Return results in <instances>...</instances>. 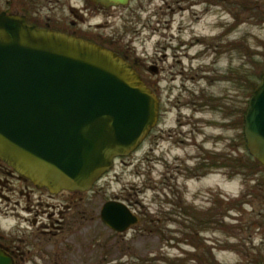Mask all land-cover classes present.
Listing matches in <instances>:
<instances>
[{"label": "rangeland", "instance_id": "obj_1", "mask_svg": "<svg viewBox=\"0 0 264 264\" xmlns=\"http://www.w3.org/2000/svg\"><path fill=\"white\" fill-rule=\"evenodd\" d=\"M245 2L132 0L115 15L108 8L90 18L95 32L139 61L160 116L141 146L94 184L95 205L119 195L139 223L114 233L89 221L69 264H201L211 255L221 264H255L264 257V168L242 125L249 73L264 66V21L249 17ZM230 153V167H222ZM240 155L248 156L246 169Z\"/></svg>", "mask_w": 264, "mask_h": 264}, {"label": "water", "instance_id": "obj_2", "mask_svg": "<svg viewBox=\"0 0 264 264\" xmlns=\"http://www.w3.org/2000/svg\"><path fill=\"white\" fill-rule=\"evenodd\" d=\"M159 116L158 95L118 53L0 14V159L35 184L91 190L117 158L140 147ZM244 136L264 166V74L249 99ZM101 217L121 233L139 220L118 199L105 202ZM0 264H13L1 248Z\"/></svg>", "mask_w": 264, "mask_h": 264}, {"label": "flooded vegetation", "instance_id": "obj_3", "mask_svg": "<svg viewBox=\"0 0 264 264\" xmlns=\"http://www.w3.org/2000/svg\"><path fill=\"white\" fill-rule=\"evenodd\" d=\"M52 1L0 0V14L5 12L23 16L28 23L38 27L66 32L107 47L132 63L141 75L139 61L132 58L129 49L118 45V42L105 40L100 32L91 28L89 21L94 16L104 14L108 8L113 9L109 15H115L114 10L127 4L105 6L91 0H76V4L72 0H55L50 8L48 2ZM100 26L101 23L95 24V27ZM149 70L154 73L159 71L156 65L150 66ZM246 103L242 118L244 139V118L248 100ZM230 157H233L232 153L224 154L225 160L220 165L230 167ZM237 160L240 168L246 169L248 156L240 155ZM96 196L94 186L89 191L58 192L39 186L0 159V204L3 205L0 206V248L12 258L13 264H69L68 256L73 253L72 250H80L83 246L84 242L78 238L87 237L89 221H99L103 227L120 233L108 227L102 220L101 211L108 200L98 206L94 202ZM112 199L122 201L119 195ZM182 201L180 197L179 204L183 209ZM139 221L140 218L129 229L137 226Z\"/></svg>", "mask_w": 264, "mask_h": 264}, {"label": "trees", "instance_id": "obj_4", "mask_svg": "<svg viewBox=\"0 0 264 264\" xmlns=\"http://www.w3.org/2000/svg\"><path fill=\"white\" fill-rule=\"evenodd\" d=\"M264 3L261 2V0H246L244 7L246 9V11H248L249 13V17H253L254 19H256L257 21L263 22L264 21ZM264 73V66H263V70L261 72H259L257 75L253 74V73H249V93L250 96L252 95L254 89L257 86V81L258 79H260L262 77ZM252 167V166H251ZM254 170H256V167L253 168ZM219 221L217 220V223ZM264 261V257H261L260 259H258V261H256L255 264H262ZM201 264H221L219 263L215 257H207V256H201Z\"/></svg>", "mask_w": 264, "mask_h": 264}]
</instances>
